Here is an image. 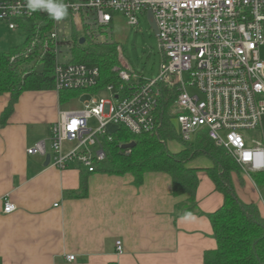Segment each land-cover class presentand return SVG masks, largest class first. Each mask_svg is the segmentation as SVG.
<instances>
[{"label":"built area","instance_id":"2783aa9c","mask_svg":"<svg viewBox=\"0 0 264 264\" xmlns=\"http://www.w3.org/2000/svg\"><path fill=\"white\" fill-rule=\"evenodd\" d=\"M64 2L68 5L66 18L57 22L47 14L43 26L49 21V29L34 31L10 60L33 57L35 69L51 56L53 90L78 92L81 107L60 111L50 126L48 144L35 143L26 149L27 155H48L49 164L60 171L93 173L95 163L106 158V127L117 125L132 135L156 132L167 90L173 97L169 123L182 141L191 142L204 132L245 175L264 172V61L259 58V48L264 45V0ZM25 3L0 0V23L23 33L20 22H27L36 12L46 13L29 12ZM149 12L162 54L158 75L154 79L139 76L123 63L116 47L119 66L112 71L118 83L91 91L99 86V68L72 61L71 38L65 27L70 34L74 28L92 35L91 24L109 25L111 13L122 14L129 26H136L139 16L148 21ZM90 119L95 120V128L88 126ZM14 209L8 199L3 200L2 213ZM115 248L122 253L120 241L115 242ZM66 260L72 261L74 256L68 255Z\"/></svg>","mask_w":264,"mask_h":264},{"label":"crops","instance_id":"0c3cea01","mask_svg":"<svg viewBox=\"0 0 264 264\" xmlns=\"http://www.w3.org/2000/svg\"><path fill=\"white\" fill-rule=\"evenodd\" d=\"M15 33L0 23L1 50L22 43L14 42ZM8 101L9 94L0 95V115ZM61 106L54 90L26 91L0 126V264H202L203 253L216 247L210 223L204 215H179L176 207L188 196H172L167 174L145 173L135 186L128 174L90 173L87 196L74 199L66 194L78 189L79 171H60L45 163L46 156L26 154L39 141L48 144ZM193 161L187 166L198 169L196 206L211 213L222 203L203 171L211 163ZM233 178L239 199L256 205L264 218L252 180ZM4 199L15 207L9 214L2 213Z\"/></svg>","mask_w":264,"mask_h":264},{"label":"trees","instance_id":"16d2710c","mask_svg":"<svg viewBox=\"0 0 264 264\" xmlns=\"http://www.w3.org/2000/svg\"><path fill=\"white\" fill-rule=\"evenodd\" d=\"M46 15L47 12H36L27 22H20L24 37L22 43L6 51L0 49V95L9 94V101L0 115V126L7 123L21 93L53 90L51 56L47 55L43 59L40 70L32 67L33 57L10 60L13 54L21 51L28 43L34 31L43 33L49 29V21L46 20L43 26ZM70 38L72 61L95 64L99 68V86L91 91L95 92L109 83H118L112 71L114 66H119L115 44L95 42L92 35H87L85 31L78 32L74 28L71 29ZM76 95H79L76 91L59 92V102L62 104ZM165 95L159 109L160 126L156 132L132 135L117 125L109 124L106 127V158L103 162L95 163L93 173L115 176L128 174L133 178L135 186L142 183L145 173L167 174L171 180L172 196H188L183 205L176 207L180 211L179 215H204L210 223L216 247L203 253L202 264H264V218L260 217L256 205L239 199L232 182V176L241 181L243 172L204 132L197 134L192 142L182 141L168 119L173 97L167 90H164ZM172 140L181 145L177 152L167 149L166 143ZM129 142H134L132 148L128 151L120 149L121 144ZM198 157L210 161L211 167L203 171L212 182L214 190L222 195L220 207L207 214L199 211L195 203L198 169L187 166L188 162ZM87 174L79 172V187L76 191L68 192V197L77 199L87 196ZM248 177L264 200V172L248 173Z\"/></svg>","mask_w":264,"mask_h":264},{"label":"rangeland","instance_id":"374dc122","mask_svg":"<svg viewBox=\"0 0 264 264\" xmlns=\"http://www.w3.org/2000/svg\"><path fill=\"white\" fill-rule=\"evenodd\" d=\"M112 20L107 26L94 27L91 24L89 32L92 34L95 42H108L113 43L121 50V58L125 65L132 71L145 79H154L159 72V67L162 62V54L159 50V42L156 35L152 31L148 21L144 16H139V22L136 26H129L120 13H111ZM65 31L71 37L67 26ZM24 37L22 32L14 34V42L19 44ZM259 58L264 61V45L259 48ZM37 66L35 70H40ZM190 94L194 93L192 89H188ZM82 97L76 95L70 98L65 103H62L63 110H74L81 107ZM88 126L95 128L96 123L94 119L88 120ZM195 137L192 138V141ZM191 141V142H192ZM167 149L170 152H177L181 149V145L172 140L166 143ZM192 165L202 166L208 163L205 157H198L194 159ZM242 171V170H241ZM243 172V171H242ZM244 175V173H243ZM233 179H237L234 176Z\"/></svg>","mask_w":264,"mask_h":264},{"label":"clouds","instance_id":"9594fccd","mask_svg":"<svg viewBox=\"0 0 264 264\" xmlns=\"http://www.w3.org/2000/svg\"><path fill=\"white\" fill-rule=\"evenodd\" d=\"M25 7L29 12L46 11L49 17L57 22L64 20L68 15V5L64 0H26Z\"/></svg>","mask_w":264,"mask_h":264},{"label":"water","instance_id":"95a60500","mask_svg":"<svg viewBox=\"0 0 264 264\" xmlns=\"http://www.w3.org/2000/svg\"><path fill=\"white\" fill-rule=\"evenodd\" d=\"M147 18H148V23L152 29V31L154 32L155 35H157V29H156V26L154 24V21L152 20V17H151V14L150 12L148 13L147 15ZM81 42H83V40L81 39ZM134 146V142H129V143H126V144H122L120 145V149L122 150H126V149H130ZM49 161V156L46 155V160H45V163L47 164Z\"/></svg>","mask_w":264,"mask_h":264}]
</instances>
